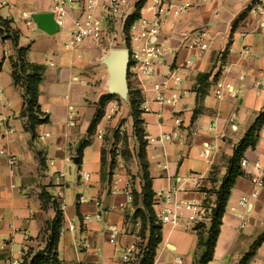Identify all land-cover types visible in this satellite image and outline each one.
<instances>
[{"label":"crops","instance_id":"obj_1","mask_svg":"<svg viewBox=\"0 0 264 264\" xmlns=\"http://www.w3.org/2000/svg\"><path fill=\"white\" fill-rule=\"evenodd\" d=\"M55 1L0 0V18L10 21L19 48L29 49L28 62L44 68L39 105L49 117V124L36 128L34 137L28 132L22 116L23 90L12 79L16 49L8 34L0 35V264H21L29 250L45 248L47 225L56 217L54 203L63 216V229L76 227L59 236V264H135L136 254L128 263L123 256L141 242L139 221L132 219L142 207V197L134 203V194L142 190L139 141L133 124H118L120 113L104 117L115 100L105 105L90 130L101 98L109 95L108 70L102 64L106 52L95 46L80 52L65 47L83 0L69 5L64 29L57 28L54 36L44 31L35 18L51 14ZM145 1L130 0L127 16L105 24L110 35L122 38L124 23ZM168 1L186 8L175 27L166 24L163 31L171 53L157 65L151 80L128 78L130 88L142 97L144 140H157L145 148L155 213L166 204L159 192L202 203L205 190H218L235 148L264 113V14L254 11L258 0ZM97 16H102L100 6ZM38 28L43 36H36V42L20 38L32 36ZM196 35L204 36L206 50L189 47ZM170 76L179 77L180 83L166 93L177 94L179 102L175 108H163L152 88ZM219 82L230 86L223 99L214 95ZM175 117L181 120L179 128L173 124ZM174 131L176 139H162ZM243 160L247 168L232 189L209 264H240L264 235V125L255 148L247 150ZM83 171L90 174L89 181L81 178ZM116 175L122 192L112 194ZM255 177L262 187L252 182ZM208 196L214 203L216 197ZM243 198L247 203L240 206ZM194 222L193 213L185 211L178 225L163 226L154 264H178L176 259L195 264L203 251L198 249ZM111 228L120 233L116 244L110 243ZM247 264H264V240Z\"/></svg>","mask_w":264,"mask_h":264},{"label":"built area","instance_id":"obj_2","mask_svg":"<svg viewBox=\"0 0 264 264\" xmlns=\"http://www.w3.org/2000/svg\"><path fill=\"white\" fill-rule=\"evenodd\" d=\"M76 0H56L51 14L53 15L54 22L59 29L66 27V20L68 18V7ZM149 4V5H148ZM100 6L102 16H97V10ZM130 8V0H106L102 3L99 0H83L80 7L78 17L73 21L69 30L68 39L65 47L73 52H80L86 46H95L98 48H106L118 44L121 46V41L124 43V50L129 53V67L128 75H134L142 80H151L155 76L157 65L160 61L168 56L171 52L165 47L164 29L166 24L170 27H175L178 20L182 17L186 8L184 6L175 4L168 0H146L142 8L135 11L138 13V19L132 24L128 32H124L122 38H114L110 35L107 26L111 21L119 16H127ZM254 11L260 15L264 14V0H258L254 5ZM150 15V16H149ZM152 15V17H151ZM127 21V20H126ZM126 23V22H125ZM124 23V27H125ZM187 40H190L188 38ZM189 47H196L204 51L208 48L203 35H196L194 39L189 42ZM247 54L249 53L246 52ZM180 78L177 76H170L163 78L160 82L153 85L155 92V100L161 107L175 108L179 102L177 94L168 96L167 91H171V85H178ZM230 90V86L224 83H217L214 89V95L218 99H223L224 93ZM114 105L109 112H106L104 117L111 119L115 112ZM175 128L181 126L179 118L173 119ZM73 126L74 124L71 123ZM101 135V134H99ZM48 137L45 134L43 138ZM178 137V132L174 131L170 134L163 136L164 141H172ZM157 140L155 138H147V145H153ZM11 166L15 165V160H11ZM259 166V165H257ZM242 170L247 168V162L242 160ZM81 178L84 181L90 180L88 172H82ZM252 182L259 186H263L260 178L255 177ZM121 178L116 175L112 181L111 193L117 194L122 192L119 188ZM204 201L202 203L184 202L176 199L175 194L166 193L165 191L159 192L158 196H165V208L155 213L156 222L162 227L166 225L176 226L183 217L185 211H190L194 215L195 225L205 223L208 221V214L213 203H206L209 200L207 193H204ZM247 200L241 199L240 206H245ZM90 221L89 217L85 218ZM66 231L75 232L76 227L69 225L66 229H61L59 236H63ZM119 230L117 228L110 229V243L116 244L119 237ZM137 254V250L132 247L127 249L123 256V261L128 263L131 261L132 255ZM178 264L182 261L176 259Z\"/></svg>","mask_w":264,"mask_h":264},{"label":"trees","instance_id":"obj_3","mask_svg":"<svg viewBox=\"0 0 264 264\" xmlns=\"http://www.w3.org/2000/svg\"><path fill=\"white\" fill-rule=\"evenodd\" d=\"M144 1V0H143ZM140 9V5L137 7ZM138 19V13L130 16L124 27V32H128L132 24ZM8 34L16 49V59L13 62L12 79L14 85L23 90V109L22 116L27 119L26 128L34 137L36 128L42 125L49 124V117L45 114L39 105V85L43 80L44 68L39 65L31 64L27 60L29 49L19 48L18 34L11 30L10 21L0 18V35ZM128 101L131 110V119L135 129V136L139 141V159L142 172V190L140 194H134V203L137 205L138 198L142 197V207L137 209L134 221H139L140 231L139 238L141 242L138 244L137 254L135 256V264H154L157 256V250L163 241V227L156 222L154 211V196L153 182L149 174V166L146 158L147 143L144 140L143 120L140 119L142 97L138 91H134L129 85ZM112 100L119 101L110 95H105L101 98L98 106L99 110L94 121L91 124L90 130L95 128L96 124L102 117V112L105 105ZM264 125V113L255 121L250 130L246 133L241 142L234 150L232 158L228 162V172L221 186L216 191H206L216 197L213 206L208 214V221L199 223L195 226V231L198 237V249L203 251L202 256L196 260L195 264H209L213 260L214 250L222 225V219L229 202L231 192L237 180L244 175L241 168V162L247 150L254 149L258 134ZM210 199L206 203H210ZM212 203V202H211ZM56 211L55 219L47 225L46 229V245L45 248L34 252L29 250L22 259L21 264H59L57 256V244L59 234L63 228V216L59 211L56 203H54ZM264 240V235L255 241L251 251L240 261V264H247L254 256L256 248Z\"/></svg>","mask_w":264,"mask_h":264},{"label":"water","instance_id":"obj_4","mask_svg":"<svg viewBox=\"0 0 264 264\" xmlns=\"http://www.w3.org/2000/svg\"><path fill=\"white\" fill-rule=\"evenodd\" d=\"M35 21L48 33L57 30L52 14H41L35 18ZM102 64L108 70V94L126 102L129 95V53L123 49L110 50L102 59ZM74 162L77 163V159Z\"/></svg>","mask_w":264,"mask_h":264},{"label":"rangeland","instance_id":"obj_5","mask_svg":"<svg viewBox=\"0 0 264 264\" xmlns=\"http://www.w3.org/2000/svg\"><path fill=\"white\" fill-rule=\"evenodd\" d=\"M42 34L43 33H41V30L38 28L37 32L35 34H33L32 36L25 35V36H20V38H22L23 41L29 40L30 42H33V41L36 42L38 40V38H36V36H43ZM54 35H56V32L51 33L50 36H54ZM50 36L47 37V35H46L45 37L50 38ZM30 42H28V43L30 44ZM104 49H105L106 55L109 53L110 50H113V49H123L124 50V43L121 41V46H119L118 44H114L113 46H108ZM118 99H119V101L115 100V103H114L118 107V110H117V112L114 113V115L120 113L121 115L119 117L118 124H120V126L122 128H129L130 127L129 123L133 124V121L130 117L131 110H130L129 101H128V99L126 102L120 98H118ZM116 102H117V104H116ZM140 112H141L140 119L143 120L142 119V110ZM133 128H134V126H133ZM139 128H144V127H143V125H140ZM71 169L74 171L75 167L73 165H71Z\"/></svg>","mask_w":264,"mask_h":264}]
</instances>
